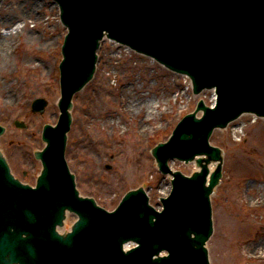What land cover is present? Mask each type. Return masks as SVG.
Returning a JSON list of instances; mask_svg holds the SVG:
<instances>
[{"label":"water","instance_id":"1","mask_svg":"<svg viewBox=\"0 0 264 264\" xmlns=\"http://www.w3.org/2000/svg\"><path fill=\"white\" fill-rule=\"evenodd\" d=\"M54 1L69 30L59 66L61 115L56 127L43 129L47 145L36 153L43 170L35 188L15 180L0 155V264H209V195L221 177L220 150L209 145V137L243 113L264 117V0ZM105 33L190 77L194 93L215 89L214 109L199 102L201 119L186 116L167 143L154 146L159 171L173 177L161 213L149 206L142 189L127 193L136 186L108 213L79 196L65 161L71 98L92 78ZM45 106L35 100L32 110L43 113ZM201 155L208 159H197L199 170L191 177L168 167L171 159L188 163ZM210 161L218 164L207 181ZM66 211L78 221L63 237L56 227ZM75 220L68 214L60 233ZM131 241L136 247L123 252L122 246H135ZM161 251L168 255L156 257Z\"/></svg>","mask_w":264,"mask_h":264},{"label":"rangeland","instance_id":"2","mask_svg":"<svg viewBox=\"0 0 264 264\" xmlns=\"http://www.w3.org/2000/svg\"><path fill=\"white\" fill-rule=\"evenodd\" d=\"M26 2L0 0V12L23 26L17 34L16 27L10 28L13 41L4 48L10 49L8 62L0 63V87L11 82V90L0 95V125L5 128L0 151L12 174L33 186L41 171L34 153L44 147L42 128L55 125L59 117L58 65L67 31L50 0H32L33 9ZM97 54L94 77L73 97L70 109L65 156L77 190L108 211L136 186L159 210L171 178L158 171L151 150L170 136L200 99L211 105L212 93L193 95L189 79L107 39ZM124 87L130 96H122ZM138 91L142 94H135ZM36 98L47 102L42 115L30 110ZM15 120L25 123L26 129L16 128ZM210 143L221 150L223 167L211 195L209 263L264 264V119L242 115L215 130ZM169 164L187 176L198 170L194 162Z\"/></svg>","mask_w":264,"mask_h":264},{"label":"bare ground","instance_id":"3","mask_svg":"<svg viewBox=\"0 0 264 264\" xmlns=\"http://www.w3.org/2000/svg\"><path fill=\"white\" fill-rule=\"evenodd\" d=\"M28 4V8L30 9H33L34 8V4L32 3V0H27L26 2ZM2 5L0 6V9H1ZM11 9L14 11V8L11 7ZM11 9H7V11L9 13L12 12ZM1 11V10H0ZM18 21V19L14 18V17H8L7 15L5 14H2L0 12V29H2L0 31V63H5L7 64L8 62V58H9V53H10V49H4L5 47H7L6 45L7 44H10L9 42H12V36L13 34L11 33V30L10 28H14L16 27V32L15 34L18 33V29L22 28L21 26H18L16 24V22ZM34 28V27H33ZM28 39H31V36H28ZM9 50V51H8ZM28 58V57H27ZM29 62H32V60H30ZM10 84L11 82L9 83V85L7 86H4V87H0V95H3L4 93H7V91H9L10 89ZM128 89V88H127ZM126 89V87H124L123 91H122V96L123 97H127V96H130L132 93L130 91H128ZM11 90V89H10ZM135 94L137 95H141L142 92L141 91H138L136 92ZM212 100H213V95H212ZM150 108V107H149ZM127 112H129V109L126 110ZM145 120V119H144ZM215 164L214 163H211L210 164V167L208 168L209 169V172H208V175L207 177L209 176V174H211L215 169H216V166H214ZM196 167L197 169L199 170V166L196 164ZM253 190H258L260 192V189H253ZM264 255V254H263Z\"/></svg>","mask_w":264,"mask_h":264}]
</instances>
